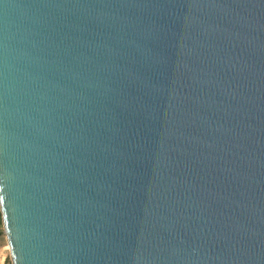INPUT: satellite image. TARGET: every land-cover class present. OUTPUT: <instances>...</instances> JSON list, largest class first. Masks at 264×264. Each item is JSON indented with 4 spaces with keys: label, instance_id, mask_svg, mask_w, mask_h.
<instances>
[{
    "label": "water",
    "instance_id": "95a60500",
    "mask_svg": "<svg viewBox=\"0 0 264 264\" xmlns=\"http://www.w3.org/2000/svg\"><path fill=\"white\" fill-rule=\"evenodd\" d=\"M11 264H264V0H0Z\"/></svg>",
    "mask_w": 264,
    "mask_h": 264
},
{
    "label": "crops",
    "instance_id": "0c3cea01",
    "mask_svg": "<svg viewBox=\"0 0 264 264\" xmlns=\"http://www.w3.org/2000/svg\"><path fill=\"white\" fill-rule=\"evenodd\" d=\"M1 244H2V242H1ZM5 245H7V240L5 242V240L3 239V246L0 247V264H7V261H8V254H7L8 250L5 247Z\"/></svg>",
    "mask_w": 264,
    "mask_h": 264
},
{
    "label": "trees",
    "instance_id": "16d2710c",
    "mask_svg": "<svg viewBox=\"0 0 264 264\" xmlns=\"http://www.w3.org/2000/svg\"><path fill=\"white\" fill-rule=\"evenodd\" d=\"M3 235H4V228H3L2 214H1V210H0V237H2ZM7 264H11L10 260L7 261Z\"/></svg>",
    "mask_w": 264,
    "mask_h": 264
},
{
    "label": "rangeland",
    "instance_id": "374dc122",
    "mask_svg": "<svg viewBox=\"0 0 264 264\" xmlns=\"http://www.w3.org/2000/svg\"><path fill=\"white\" fill-rule=\"evenodd\" d=\"M5 234L2 236V237H0V247H2L3 246V239L5 240V242H6V239H5ZM1 242H2V244H1ZM8 245V244H7ZM7 245H5V247L7 248V254H8V261L10 260V263H11V259H10V252H9V247L7 246Z\"/></svg>",
    "mask_w": 264,
    "mask_h": 264
}]
</instances>
